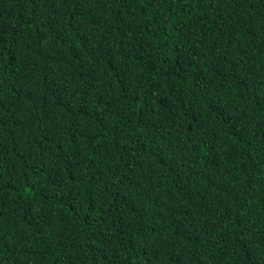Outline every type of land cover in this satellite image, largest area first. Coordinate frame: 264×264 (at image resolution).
Masks as SVG:
<instances>
[{
    "label": "trees",
    "instance_id": "16d2710c",
    "mask_svg": "<svg viewBox=\"0 0 264 264\" xmlns=\"http://www.w3.org/2000/svg\"><path fill=\"white\" fill-rule=\"evenodd\" d=\"M0 264H264V0H0Z\"/></svg>",
    "mask_w": 264,
    "mask_h": 264
}]
</instances>
